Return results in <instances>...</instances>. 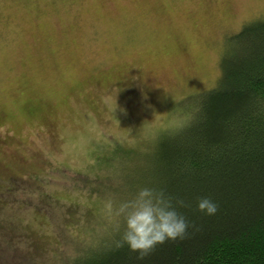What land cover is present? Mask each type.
Listing matches in <instances>:
<instances>
[{
    "label": "rangeland",
    "instance_id": "374dc122",
    "mask_svg": "<svg viewBox=\"0 0 264 264\" xmlns=\"http://www.w3.org/2000/svg\"><path fill=\"white\" fill-rule=\"evenodd\" d=\"M255 20L264 0H0V264H58L116 226L104 202L136 192Z\"/></svg>",
    "mask_w": 264,
    "mask_h": 264
},
{
    "label": "trees",
    "instance_id": "16d2710c",
    "mask_svg": "<svg viewBox=\"0 0 264 264\" xmlns=\"http://www.w3.org/2000/svg\"><path fill=\"white\" fill-rule=\"evenodd\" d=\"M225 46L218 83L198 94L184 122L155 137L138 178L139 187L188 201L180 211L200 230L139 260L115 247L120 232L111 226L58 264H264V20ZM196 197H210L218 212L197 211Z\"/></svg>",
    "mask_w": 264,
    "mask_h": 264
},
{
    "label": "clouds",
    "instance_id": "9594fccd",
    "mask_svg": "<svg viewBox=\"0 0 264 264\" xmlns=\"http://www.w3.org/2000/svg\"><path fill=\"white\" fill-rule=\"evenodd\" d=\"M190 207L188 201L171 195L164 188L142 186L128 199H107L103 211L107 217L118 220L120 238L115 247L127 246L129 251L137 253V259L143 260L158 245L189 238L190 228L193 232L200 230L180 211ZM196 210L213 216L219 205L210 197H196Z\"/></svg>",
    "mask_w": 264,
    "mask_h": 264
}]
</instances>
